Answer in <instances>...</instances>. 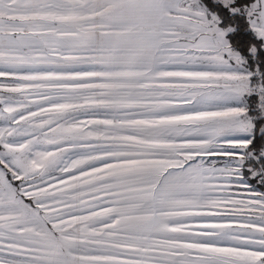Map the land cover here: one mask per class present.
<instances>
[{"label":"snow or ice","instance_id":"snow-or-ice-1","mask_svg":"<svg viewBox=\"0 0 264 264\" xmlns=\"http://www.w3.org/2000/svg\"><path fill=\"white\" fill-rule=\"evenodd\" d=\"M0 264H264V0H0Z\"/></svg>","mask_w":264,"mask_h":264}]
</instances>
